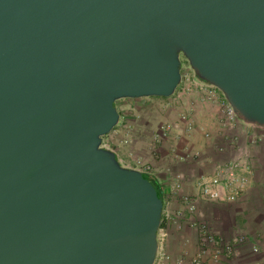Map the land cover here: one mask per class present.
<instances>
[{
    "label": "water",
    "instance_id": "obj_1",
    "mask_svg": "<svg viewBox=\"0 0 264 264\" xmlns=\"http://www.w3.org/2000/svg\"><path fill=\"white\" fill-rule=\"evenodd\" d=\"M182 58L264 128V0H0V264H154L164 201L101 144Z\"/></svg>",
    "mask_w": 264,
    "mask_h": 264
},
{
    "label": "crops",
    "instance_id": "obj_2",
    "mask_svg": "<svg viewBox=\"0 0 264 264\" xmlns=\"http://www.w3.org/2000/svg\"><path fill=\"white\" fill-rule=\"evenodd\" d=\"M182 84L168 97L122 98L121 107L117 103L122 118L121 134L123 139L128 136L132 141L133 156L141 157L150 166L148 173L163 188L169 209L183 210L186 218L180 226L169 224L170 238L165 249L172 261L188 264L199 248V225L205 222L216 233L217 240L235 246L236 253L228 258L232 257L237 264H264V128L240 123L237 138H225L220 123L221 105L225 102L222 94L216 90V97H212L207 89L195 85L181 93ZM181 115H185V121ZM165 123L175 126V135L181 131L179 138L169 135L167 139L154 140ZM203 131L210 136L204 137ZM252 137L255 142H251ZM143 141L147 148L144 154ZM117 148L124 159L126 145L120 142ZM119 152L117 149L118 157ZM239 156L254 174L238 200L217 202L197 197L195 183L212 170L214 162L217 165ZM175 182L181 184L180 193L196 196L194 212L169 198V187ZM253 245H259L261 250L252 251ZM221 264H228L227 258Z\"/></svg>",
    "mask_w": 264,
    "mask_h": 264
},
{
    "label": "built area",
    "instance_id": "obj_3",
    "mask_svg": "<svg viewBox=\"0 0 264 264\" xmlns=\"http://www.w3.org/2000/svg\"><path fill=\"white\" fill-rule=\"evenodd\" d=\"M181 82L183 83L180 90L181 93L182 91L188 90L191 85H195L207 89L210 96L216 97V90H218L216 87L197 78H190L189 74H183ZM181 93L177 94L178 98H180ZM224 101L225 102L221 105V131L225 138L235 139L237 138V132L240 130L239 124L245 122L238 118L232 107L226 102L225 99ZM181 118L184 121L186 120L185 115H181ZM184 127L189 126L185 124ZM174 129V125L171 123H165L160 129V135L153 138L154 140H157L158 137L167 139L169 135L179 138L181 131H177V134L175 135L173 132ZM202 134L204 137L210 136L207 131H203ZM105 136H108V134ZM250 140L251 142L256 141L255 137L250 138ZM110 143L111 140L109 138L103 137L101 144L102 146L108 148ZM240 151H242L241 148ZM132 160L136 164L134 166L135 168H138L144 172H149L150 166L145 163L141 157L134 156ZM120 161L123 164L122 159H120ZM123 165L130 166L128 164ZM253 174L252 167L244 162L240 156L217 165L216 162H214L212 170L207 174L201 175L195 183L198 193L197 197L217 202L236 201L241 197L245 189L248 187ZM180 187L181 184L179 182L173 183L169 187V198L174 199V201L177 203L182 204L184 209L188 212H194L196 209V196L193 197L190 194L180 193ZM162 219L165 220L166 226L162 228L160 227L157 234L158 248L154 259V264H179V262L171 260L170 254L167 253L165 248L169 238V224L173 223L174 225L180 226L182 221L186 220L184 217V212L183 210L179 209L170 210L169 200H166V204L162 213ZM198 233L199 248L197 253L193 254L189 258L188 264H221L223 258H227L228 264H237L235 259L232 257H227L229 254L236 253L235 246L221 239L217 240L216 233L209 227L207 223H200ZM260 250L261 247L259 245L252 246V251L258 252Z\"/></svg>",
    "mask_w": 264,
    "mask_h": 264
},
{
    "label": "rangeland",
    "instance_id": "obj_4",
    "mask_svg": "<svg viewBox=\"0 0 264 264\" xmlns=\"http://www.w3.org/2000/svg\"><path fill=\"white\" fill-rule=\"evenodd\" d=\"M181 73H182V75L183 74H185V75L189 74L190 78H192V77L196 78V76L193 74L192 70L189 68L186 60L183 58H182ZM179 85H178V87H179ZM121 101H124V100H122V99L117 100L119 107H121ZM145 116H147V118L149 117L148 115H146V113H145ZM141 118L142 117H140L139 120ZM121 124H122V118L120 117L117 125L112 129V131L110 133H108V136H104V137L109 138L111 140V143L109 144L108 148L113 149L116 152H117V149L119 152V148H117V144L120 142H123V144L126 145V151L124 154L122 153V156H124V159H122V157H121V151L119 152V158L122 159L123 164H128L130 166H133L134 163H133L132 158H134L133 155H135V153L131 150L132 149V145H131L132 141L128 140V138H129L128 136H125V138L123 139L122 134H121V129H122ZM124 140H126V141L124 142ZM145 140H147V139H145ZM141 145H142V152L144 151L142 154L147 153V148L145 147L146 144L144 143V141L142 142ZM169 238H170V236H169ZM169 238H168V242H169Z\"/></svg>",
    "mask_w": 264,
    "mask_h": 264
},
{
    "label": "trees",
    "instance_id": "obj_5",
    "mask_svg": "<svg viewBox=\"0 0 264 264\" xmlns=\"http://www.w3.org/2000/svg\"><path fill=\"white\" fill-rule=\"evenodd\" d=\"M133 166H135V163H134V165ZM146 173V176L148 177V179H150V181H152V183L155 185V187L157 188V192H158V196L160 197V198H162L163 199V201H164V206H165V204H166V196H165V192H164V190H163V188L161 187V185L157 182V180H155L148 172H145ZM166 226V224H165V220L164 219H162V221H161V223H160V227L162 228V227H165Z\"/></svg>",
    "mask_w": 264,
    "mask_h": 264
}]
</instances>
